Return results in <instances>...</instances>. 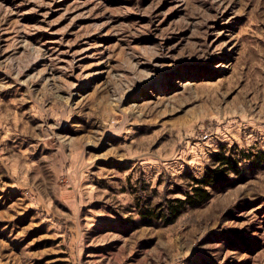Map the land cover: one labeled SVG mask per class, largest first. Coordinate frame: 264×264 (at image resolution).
<instances>
[{"label": "rangeland", "instance_id": "rangeland-1", "mask_svg": "<svg viewBox=\"0 0 264 264\" xmlns=\"http://www.w3.org/2000/svg\"><path fill=\"white\" fill-rule=\"evenodd\" d=\"M0 264H264V0H0Z\"/></svg>", "mask_w": 264, "mask_h": 264}, {"label": "trees", "instance_id": "trees-1", "mask_svg": "<svg viewBox=\"0 0 264 264\" xmlns=\"http://www.w3.org/2000/svg\"><path fill=\"white\" fill-rule=\"evenodd\" d=\"M221 159V167L218 168V166H216L207 168L201 178L192 179L193 185L190 187L189 191L184 193V198H175L168 201L164 209L165 224L171 223L185 206H197L210 198V192L207 188L214 186L223 179V165L230 167L235 165V162H230L228 157H223Z\"/></svg>", "mask_w": 264, "mask_h": 264}]
</instances>
